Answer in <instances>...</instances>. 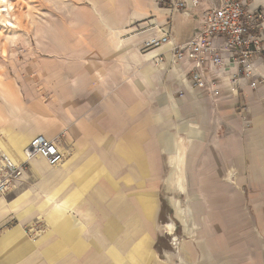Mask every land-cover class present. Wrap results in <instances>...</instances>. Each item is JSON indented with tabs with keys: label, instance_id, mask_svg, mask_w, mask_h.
<instances>
[{
	"label": "crops",
	"instance_id": "obj_1",
	"mask_svg": "<svg viewBox=\"0 0 264 264\" xmlns=\"http://www.w3.org/2000/svg\"><path fill=\"white\" fill-rule=\"evenodd\" d=\"M105 1L104 5H107L108 10L99 3H94L98 7L93 8L94 13L88 16L90 19L71 24L72 32L76 26H86L93 28L92 34L82 37L71 34L69 40V36H66V40H61L57 45L53 60L42 59L39 67V88L30 82L19 88L11 83L4 84L2 98L6 105L0 108V146L5 153L16 162L22 163L25 159V148L35 136L42 134L58 139L61 150L64 148L68 152L67 160L61 166L51 167L44 159L37 157L28 163L31 172L40 175L44 172L52 174L55 177L54 182H108L105 192L109 193L111 185L115 186L116 182H158V156L162 148L171 156L174 170L180 172L170 175L167 181L179 182L180 187L182 182H189L187 217L197 219L198 225L204 223L209 216L196 190H206L209 182H225L223 187L215 184V191L224 188L232 198L234 196L231 194L237 188V182L247 183L254 190L251 201L257 204L258 209L260 200L264 199V84L253 90L245 80L241 81L242 94L239 98L246 104V112H239L240 99L229 94L227 81L223 84V96L214 103L191 86L188 78L191 68L189 61L170 70H160L151 59L162 50L147 54H142L140 50L143 41L157 33L153 30L138 34V30L147 27V20L153 19L159 26L169 24L173 42L183 44L195 32L196 22L193 18L182 13L171 16L168 10L159 6L157 0ZM258 1L264 6V0L263 3ZM112 10L116 12L117 18L107 15L106 12ZM126 29L133 30L129 33L133 35L127 37L129 34ZM85 53L87 58L79 64L82 54ZM149 54V59L144 56ZM257 66L264 76V63L257 62ZM233 71L234 68L229 67L222 72L227 77ZM172 90L175 94L184 93L181 100L177 99L180 100V105H174L176 98L173 95L171 97ZM11 93L15 96V101L8 127L7 116L10 110L7 96L9 94L10 97ZM178 117V128L188 133L189 145L193 147L188 153L181 149L177 135L168 132L174 128V119ZM212 119L225 123L230 129L227 137L218 140L221 156L217 151L204 152L206 135L191 122L196 120L202 128L211 129L210 124H214ZM243 126L248 129L244 130ZM191 168L198 169L201 177L199 182L194 180V175H181L183 170L188 172ZM226 171L228 173L224 176ZM76 191L70 200L79 198L84 192L80 188ZM229 195L225 202L229 210H232L234 199H230ZM237 199L239 198L235 196V200ZM51 200L49 198L48 202ZM84 201L88 202V199ZM136 201L144 218L149 220L144 223V227L133 226L130 228L133 236L125 242H119V233L122 230L120 224L118 226V223L110 221L106 230L104 226H94L93 231L106 234L111 243L105 244L106 239L103 237L91 249L90 244H87L88 250L90 249L88 255L71 258L62 264H112L103 253H96L105 251L108 247L110 258L117 264H152L156 259L160 261L157 253L151 249L155 227L152 223L147 224L156 218L158 200L156 195L143 192ZM74 202L65 201L55 206L46 216L48 224L53 228L52 233L56 232L60 237L57 249L64 243H76L77 250L85 246L78 233L84 226L83 222L67 212L70 207L68 205ZM109 202L106 214L103 212L102 215H93L92 218L106 217L108 220L126 216L125 211L112 215L114 204ZM145 205H151L153 213L149 214ZM86 208L84 205L80 210L87 217ZM229 212L223 206L219 216L217 215L221 231L223 227L235 229L234 224L244 222L240 212ZM30 213V208L21 212L20 206L15 202L5 203L0 200V225L12 215L21 223L3 234L0 239L1 253L4 249L3 240L15 239L16 236L18 240L24 236L22 223ZM228 220L231 222H226ZM261 224L264 232V222ZM205 225L206 223L200 227L204 228ZM125 231L127 232L126 229ZM51 234H47L43 240ZM207 236V231H203L202 238L197 239L198 247L203 253L209 252L211 248ZM113 240L117 241L112 242ZM259 243H255L261 251L257 255L249 248L248 242L222 243L220 250H225V253L215 256L216 264H264V244ZM23 248L28 249V245ZM118 249L129 250L126 259ZM185 253L186 256L194 258L193 250H189L188 246ZM206 258L212 261L210 255ZM194 261V264L198 263ZM183 262L186 263L184 259ZM22 264H30V258L24 259Z\"/></svg>",
	"mask_w": 264,
	"mask_h": 264
},
{
	"label": "rangeland",
	"instance_id": "obj_2",
	"mask_svg": "<svg viewBox=\"0 0 264 264\" xmlns=\"http://www.w3.org/2000/svg\"><path fill=\"white\" fill-rule=\"evenodd\" d=\"M159 1L157 0L159 6L165 9V6L159 3ZM261 1L263 3V0ZM10 3L14 4V9H10ZM94 3H99L100 6H104L105 10H108L107 5H104L106 3L105 0H3L2 9L8 8V15L0 13V108H4L6 105L5 100L2 98V89L5 83H11L13 86L19 88L22 84L30 82L34 83L36 88H39V67L43 61L42 59L53 60L57 45L60 44L61 40L65 41L66 36H69L67 39L69 40L71 34L82 37L93 33V28L86 26L79 28L76 26L77 28L75 27L74 32H72L71 24L80 23L81 21L86 22V19L89 18L88 16L94 13L93 8L96 6ZM106 13L108 16L117 18L116 12L113 10ZM143 31L138 30V34L143 33ZM131 35L133 34H129L127 37ZM83 45L85 46V44ZM82 55L83 58L79 60V64H82V61L85 60L84 58H87V53ZM52 81H54L53 77ZM164 92L166 93L165 90ZM170 92L171 97L173 95L176 98L174 105H180L179 101L184 93L178 92L175 94L173 90ZM7 99L9 102L8 109L10 110L7 116L9 127L15 96L11 93L9 97L8 94ZM177 99L180 100L178 101ZM239 99V112L243 110L246 112V104H244L241 98ZM179 118L174 119V128L169 129L168 132L177 135L176 138L181 149L186 150L188 153L193 147L189 145L188 133L178 128ZM191 122L194 127H197L206 135L204 152L217 151V154H220L221 147H219L220 141L218 140L230 134L229 127L225 123L217 121V119L213 120L214 124L210 120L209 123L212 124H210L211 129L202 128L196 120H192ZM243 128L244 130L248 129L247 126H243ZM3 134L6 135L5 132ZM2 144L5 145V143ZM62 149L65 153L66 161L68 152L64 148ZM160 150L163 151L162 148ZM162 151H160V155L158 156L160 166L158 182H116L115 186L111 185L112 188L109 193L105 192L108 182H54V175L46 172L42 175L33 174L30 165H26L20 180L16 182L12 190L6 195L0 196V200H4L5 203L15 202V204L19 205L21 212L29 208L31 209V213L25 217L22 223L24 236L18 240V236L14 237L15 239L3 240L4 249L2 253L0 251V264H22L23 260L28 258H30V264H62L65 261H70L71 258H81L85 254L88 255L92 245L94 243L97 244L103 237L106 239L105 244L111 243L106 234L102 235L100 231H93L94 226H104L106 230L110 221L118 223V226L120 224L122 230H119V235H121L119 242H125L126 239L133 236L130 228L133 226H141L142 228L144 227V223L149 221L142 215L139 204L136 201L138 195L143 192L156 195L158 200L156 218L154 221L150 220L151 222H147V224L152 223L155 227L153 233L154 242L151 245V249L160 258V261L156 259L152 264H161L163 262L169 264H194V260L198 262L197 264H216L215 256L225 251L220 250V244L223 243L222 245H225L226 242H248L250 244L249 248L253 250L254 255L261 253L255 243L260 242L259 244H264V232L261 229V223L264 222V199L260 200V207L256 209L257 204L255 205L251 201V195L255 194L254 190L247 183L237 182V177L235 179L236 175L232 171L233 177L238 183L237 188L232 191L233 194L231 195L234 196L233 198L230 197V193L228 194L224 191V188L215 191V184L223 187L225 182H209L206 190L204 188H197L196 194L203 200L201 204L209 216L204 222L206 223L205 227L201 228V225L204 223L198 225L197 219L187 217L186 207L190 199L189 182H182L183 187H180L179 182L167 181L170 175H176L180 172L174 170L171 156ZM0 152L6 154L2 146H0ZM227 171L224 173V176L227 175ZM186 172L183 170L181 175L183 177L186 176L185 174L194 175V180L199 182V178L201 177L199 176L198 169L191 168V170ZM77 188L84 191L83 194L75 200H70L69 198ZM228 195L235 202L232 203L230 200L232 210H229V206L225 202ZM235 196L239 199L235 200ZM49 198H52L50 202H48ZM103 198L104 200H102ZM85 199H88V202H85ZM95 200H101V202H94ZM65 201H70L71 203L75 201L73 204L68 205L70 207L67 209V212L72 213L84 225L82 230L78 231L81 242L85 244L81 250L76 249V243H64L63 246L57 249L56 246L60 237L56 232L52 233L53 228L46 220V216H48L54 207L61 205ZM108 201H110L109 204L111 202L114 204L111 211L112 215L116 212L125 211L126 216L120 218L112 216L113 218H109L108 220L106 217L92 218L93 215H102L103 212L106 214ZM84 205L87 206L85 209L88 211L87 217L84 216L85 212L80 210ZM223 206L228 212L231 211L229 214L237 211L238 213L240 212L244 222L238 225L234 224L235 229L223 227L221 231L218 213L223 209ZM237 206L240 207L236 210ZM210 215L213 216L211 217ZM221 221L223 222L224 220L222 219ZM226 222L230 223L231 220ZM19 223L15 215L9 217L5 223L0 225V239L3 238V234L8 230L10 231L14 227L20 226L21 223ZM86 227L89 229H86ZM203 231H207V242L210 243L211 247L209 252L204 253L198 247L197 242V239L202 238ZM46 233L52 234L49 238L43 240L47 236ZM114 241L117 240H113L112 242ZM26 244L28 245V249L23 248ZM87 244L91 246L89 250ZM187 246L189 250H193L194 258L185 255ZM108 249L109 247L105 251H96V253H103V256L110 259L112 264H115L116 262L110 258ZM118 251L126 259L129 250L122 249L120 251L118 249ZM209 255L212 261H210V257L206 258ZM183 259L186 263L183 262Z\"/></svg>",
	"mask_w": 264,
	"mask_h": 264
},
{
	"label": "built area",
	"instance_id": "obj_3",
	"mask_svg": "<svg viewBox=\"0 0 264 264\" xmlns=\"http://www.w3.org/2000/svg\"><path fill=\"white\" fill-rule=\"evenodd\" d=\"M159 3L171 16L182 13L193 18L196 27L190 40L175 44L169 24L159 26L149 19L143 32L157 33L144 40L140 50L145 54L162 50L152 56L156 66L170 70L189 61L191 86L214 103L223 96L225 81L229 94L237 98L242 94V80L253 90L264 84L257 66V62L264 63V6L258 0H160ZM229 67L234 71L226 77L222 71ZM24 153V162L17 164L0 152V196L12 190L30 160L39 157L49 166L58 167L66 158L59 141L42 134L30 141Z\"/></svg>",
	"mask_w": 264,
	"mask_h": 264
},
{
	"label": "bare ground",
	"instance_id": "obj_4",
	"mask_svg": "<svg viewBox=\"0 0 264 264\" xmlns=\"http://www.w3.org/2000/svg\"><path fill=\"white\" fill-rule=\"evenodd\" d=\"M2 3H3V0H0V13L3 15V13H5L6 14V16L8 15V8H4V9H2ZM13 6H14V4H12V3H10L9 4V7H10V9H14L13 8ZM127 30V29H126ZM127 32H128V34L130 33V32H133V30L132 31H130V30H127ZM144 56H146V57H148V59L150 58V56H151V54H149V55H144ZM8 155V154H7ZM9 156V155H8ZM15 163H17V164H19L18 162H16L11 156H9ZM145 209H146V211L149 213V214H151V213H153V209H152V206L151 205H145Z\"/></svg>",
	"mask_w": 264,
	"mask_h": 264
}]
</instances>
